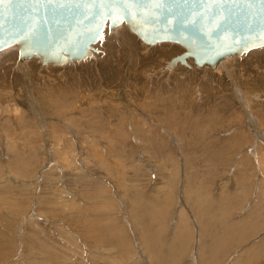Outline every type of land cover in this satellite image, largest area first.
I'll use <instances>...</instances> for the list:
<instances>
[{"label": "rangeland", "instance_id": "rangeland-1", "mask_svg": "<svg viewBox=\"0 0 264 264\" xmlns=\"http://www.w3.org/2000/svg\"><path fill=\"white\" fill-rule=\"evenodd\" d=\"M94 47L0 52V264H264V48L167 70L184 48L125 24Z\"/></svg>", "mask_w": 264, "mask_h": 264}, {"label": "water", "instance_id": "water-1", "mask_svg": "<svg viewBox=\"0 0 264 264\" xmlns=\"http://www.w3.org/2000/svg\"><path fill=\"white\" fill-rule=\"evenodd\" d=\"M124 23L144 43L184 48L165 65L215 67L228 57L264 48V0H11L0 4V52L18 61L37 57L62 65L93 56L107 26ZM99 34V35H98Z\"/></svg>", "mask_w": 264, "mask_h": 264}, {"label": "bare ground", "instance_id": "bare-ground-1", "mask_svg": "<svg viewBox=\"0 0 264 264\" xmlns=\"http://www.w3.org/2000/svg\"><path fill=\"white\" fill-rule=\"evenodd\" d=\"M122 24H124V23H122ZM122 24H121V25H122ZM119 26H120V25H119ZM106 27H107V26H106ZM106 27H105V29H106ZM107 28H108V27H107ZM127 28H128V27H127ZM105 29H104V30H105ZM108 29H109V28H108ZM128 29H129V28H128ZM129 30H130V29H129ZM130 31H131V30H130ZM131 32H132V31H131ZM133 33H134V32H133ZM134 34H135V33H134ZM135 35H136V34H135ZM137 37H138V36H137ZM138 38H139V37H138ZM103 39H104V31H103V37H102V39H100L99 41H102ZM139 39H140V38H139ZM140 40H141V39H140ZM99 41H97V43H98ZM141 41H142V40H141ZM142 42H143V41H142ZM163 42H172V41H163ZM97 43L92 44V47L95 48L94 45H96ZM143 43H144V42H143ZM158 43H161V42H158ZM145 44H146V43H145ZM155 44H157V43H155ZM155 44H153V45H155ZM147 45H150V44H147ZM151 46H152V45H151ZM17 49H18V48H17ZM255 49H258V48H255ZM172 50H173V49H172ZM252 50H253V49H252ZM96 51H97V49H96ZM182 51H183V50H182ZM250 51H251V50H250ZM94 52H95V51H93V53H94ZM248 52H249V51H248ZM180 53H181V52H180ZM180 53H179L178 51H173V55L168 54V56H175V55H178V54H180ZM166 54H167V53H166ZM243 54H244V53H243ZM243 54H242V55H243ZM242 55H238V56H242ZM233 57H235V56H233ZM88 58H90V57H87L86 59H88ZM86 59H83V60H86ZM83 60H80V61H83ZM73 61H78V62H80L79 60H73ZM186 61H187V65H184V66H189L188 63L190 62V57H188V58L186 59ZM192 61H193V60H192ZM68 62H70V61H68ZM68 62H66V63H68ZM66 63H64V64H66ZM165 63H167V62H165ZM218 63H219V62H218ZM218 63H217V65L219 66ZM64 64H62V65H64ZM177 64H178V63H177ZM177 64H176V65H177ZM47 65H48V64H47ZM165 65H166V64H165ZM176 65H175V66H176ZM195 65H196V64H195ZM217 65H216V66H217ZM58 66H61V65H58ZM216 66H215V67H216ZM218 66H217V67H218ZM198 67H203V66H198ZM204 67H206V66L204 65ZM208 67H209V66H208ZM215 67H210V68H215ZM163 69H166L165 66L163 67ZM172 69H173V68H172ZM172 69H167V70H172ZM258 163H259V160H258ZM230 261H231V259H230Z\"/></svg>", "mask_w": 264, "mask_h": 264}, {"label": "snow or ice", "instance_id": "snow-or-ice-1", "mask_svg": "<svg viewBox=\"0 0 264 264\" xmlns=\"http://www.w3.org/2000/svg\"><path fill=\"white\" fill-rule=\"evenodd\" d=\"M5 2V0H0V4H3ZM7 2H11V0H7ZM99 35V34H98Z\"/></svg>", "mask_w": 264, "mask_h": 264}]
</instances>
